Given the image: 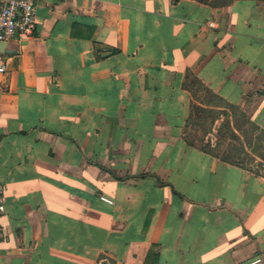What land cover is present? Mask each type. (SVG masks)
<instances>
[{"label": "crops", "instance_id": "0c3cea01", "mask_svg": "<svg viewBox=\"0 0 264 264\" xmlns=\"http://www.w3.org/2000/svg\"><path fill=\"white\" fill-rule=\"evenodd\" d=\"M6 43L0 264L264 256V0H37ZM188 73L258 127L260 170L200 149Z\"/></svg>", "mask_w": 264, "mask_h": 264}, {"label": "trees", "instance_id": "16d2710c", "mask_svg": "<svg viewBox=\"0 0 264 264\" xmlns=\"http://www.w3.org/2000/svg\"><path fill=\"white\" fill-rule=\"evenodd\" d=\"M198 1L208 4L213 8H221L230 5L235 0ZM186 78L189 81L188 84H186V88L189 90L192 97L190 112L186 120V130H192L195 134L194 137H196V134L199 132L205 136L212 132L215 121L221 120L217 128V135L220 137V141L217 140L216 144L212 146L210 141L204 143V141L200 139L199 147L203 152L213 155L221 161L240 166L245 159L235 156L240 149L234 144H229L228 152L219 154L216 150L218 142L224 140L226 136L233 141L239 140L240 138L237 131H242V127L246 125L247 129L244 131L248 140L246 146H251V137L258 132V127L246 117L238 106L229 104L218 95L212 93L195 76L188 73ZM230 114L232 118L236 117L232 123L229 121ZM194 140L195 138L189 140L188 143L190 145H196Z\"/></svg>", "mask_w": 264, "mask_h": 264}, {"label": "built area", "instance_id": "2783aa9c", "mask_svg": "<svg viewBox=\"0 0 264 264\" xmlns=\"http://www.w3.org/2000/svg\"><path fill=\"white\" fill-rule=\"evenodd\" d=\"M37 0H0V42H9L18 36L29 37L34 28ZM213 27V23H209ZM0 66V73L4 72ZM105 202L111 201L101 197ZM4 195L0 183V215L4 212ZM249 264H264V256L257 255L250 259Z\"/></svg>", "mask_w": 264, "mask_h": 264}, {"label": "rangeland", "instance_id": "374dc122", "mask_svg": "<svg viewBox=\"0 0 264 264\" xmlns=\"http://www.w3.org/2000/svg\"><path fill=\"white\" fill-rule=\"evenodd\" d=\"M235 119H236V117L232 118V115L230 114L229 121L232 123L233 120H235ZM218 126L219 125H217L216 128H215V130L211 132V136H208V134H206L205 136H203L202 133L199 132V135H198L199 138L201 140H203L204 143L210 141V144L214 146L216 144L217 140L220 141V137L217 135V128H218ZM246 129H247V126L245 125L244 127H242V131H237V134L239 135V138H240L239 140H234L233 141V140L228 139V136H226V138L224 140H221V142H218V145H217V149L216 150H217V152L219 154H223V153L228 152L229 144H234V145H236L240 149V151H238L235 156L236 157H239V158H245L244 159V163H245L246 166L251 167V168H253L255 170H257V169L260 170V166L259 165L260 164L263 165V163L260 162L261 161V158L259 160V157L258 158L253 157V155L256 156V154H254L253 151H250L249 148H245L244 147L246 145V143L248 142L247 137L244 134V131ZM262 153H264V152L261 151L260 154H262ZM256 165L259 166V168L258 167L256 168Z\"/></svg>", "mask_w": 264, "mask_h": 264}, {"label": "water", "instance_id": "95a60500", "mask_svg": "<svg viewBox=\"0 0 264 264\" xmlns=\"http://www.w3.org/2000/svg\"><path fill=\"white\" fill-rule=\"evenodd\" d=\"M7 43L6 42H0V52L5 49Z\"/></svg>", "mask_w": 264, "mask_h": 264}]
</instances>
